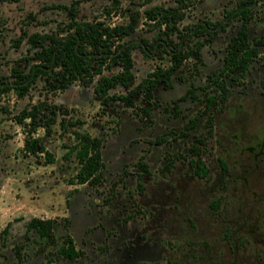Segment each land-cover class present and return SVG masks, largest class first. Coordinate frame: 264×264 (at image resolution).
<instances>
[{"label": "rangeland", "instance_id": "374dc122", "mask_svg": "<svg viewBox=\"0 0 264 264\" xmlns=\"http://www.w3.org/2000/svg\"><path fill=\"white\" fill-rule=\"evenodd\" d=\"M73 1L1 0L0 76H8L12 67L28 69L30 63L24 59L32 52L23 33H65L66 12L55 5ZM77 1L79 20L117 24L127 21L131 11H139L135 32L123 42L151 38L156 32L151 23H144L142 13L159 1ZM237 1L202 0L188 9L181 27L205 18L223 20V11ZM239 27L234 20L202 48L199 57L186 60L173 77V88H156L158 106L152 108L151 120L142 108L152 107L154 101L137 96L134 107L120 102L101 105L92 86L79 83L48 92L38 81L23 98L13 92L1 96L0 264H19L18 259L22 264H264V45L245 78L229 87L227 102L216 109L205 106L207 74L221 66L226 43ZM263 33L264 2L254 6L248 23L250 40ZM133 59L137 81L163 63L138 49ZM236 77L232 74L227 82ZM189 87L196 89L198 99L180 102L182 114L177 118L173 99ZM42 100L61 106L66 117L80 121L65 131L57 122L44 137L45 147L55 157L52 164L24 154L25 133L13 117ZM195 117L197 124L187 131L186 124ZM72 129L102 140L105 168L97 186L75 181L78 163L75 153L67 154L76 141ZM180 131L189 136L175 140ZM34 135L42 137L44 130ZM160 135L168 141L157 145ZM198 138L204 141L199 149L209 167L203 180L191 178L187 171V159L195 158L189 147ZM176 154L184 156L174 168L161 170L165 159L174 161ZM40 159L43 162L42 154ZM140 161L148 167L142 178ZM34 217L55 221V243L27 229ZM65 235L82 252L74 261L57 252Z\"/></svg>", "mask_w": 264, "mask_h": 264}, {"label": "trees", "instance_id": "16d2710c", "mask_svg": "<svg viewBox=\"0 0 264 264\" xmlns=\"http://www.w3.org/2000/svg\"><path fill=\"white\" fill-rule=\"evenodd\" d=\"M153 1L159 3L145 8L142 14L144 23H151L156 32L151 38L142 37L136 42H123V39L135 32L141 18L139 11H131L125 22L108 24L102 20H79L77 0L69 5H55V8L66 12L68 21L65 33H23L32 52L24 60L30 65L27 70L12 67L8 76H0V97L13 92L16 97L23 98L38 81L48 92H62L72 84L79 83L85 87L92 86L94 98L101 105L120 102L125 107H134L137 96L146 102L154 101L152 107L142 108L145 116L151 120L152 108L158 106L155 101L156 88L162 86L165 90L171 89L173 77L184 62L199 57L204 46L211 45L219 33L237 20L240 27L226 43L224 65L216 75L213 73L214 76L208 78L206 85L209 93L205 106L215 109L219 102L226 99L225 78L238 68L247 70L258 54L259 46L264 45V35L250 40L247 31L254 6L262 4L264 0H238L235 7L223 11V20L205 18L183 27L181 23L188 9L202 0H143L144 4ZM137 49L143 56L163 62L140 81H137L134 73L133 52ZM61 109V106L42 100L29 104L13 116L25 133L24 154L34 155L38 163L55 162L54 155L45 147L44 137L50 136L57 122L63 131L80 124V121L66 117L67 111ZM38 129L44 130L42 137L34 135ZM72 133L76 141L68 147L67 154L75 153L78 163L75 181L93 187L101 184L105 168L102 140L76 129H72ZM195 151L198 154V148ZM40 154L43 155V162ZM137 165L148 172L143 161ZM195 165L198 176L204 177L208 173L200 159ZM213 207H218L217 201ZM32 228L41 238L56 242L53 219L34 217L27 223V229ZM57 252L69 259H75L80 254L70 235L63 237Z\"/></svg>", "mask_w": 264, "mask_h": 264}, {"label": "flooded vegetation", "instance_id": "af4514ba", "mask_svg": "<svg viewBox=\"0 0 264 264\" xmlns=\"http://www.w3.org/2000/svg\"><path fill=\"white\" fill-rule=\"evenodd\" d=\"M248 31V30H247ZM235 34V33H234ZM233 34V35H234ZM262 35H264V33L263 34H261L260 36H258L257 38H259V37H261ZM255 38V37H254ZM259 53V52H258ZM257 56H258V54L252 59V61H251V63H250V65L248 66V68H247V70H241V68H238L235 72H233L232 74H237V77L235 78V79H232L231 81H230V83H228L227 82V79L232 75H230V76H228V77H226L225 79H226V82H227V87H226V99H225V101H222V102H219L218 103V105L215 107V109L216 108H218V107H222L226 102H227V100H228V91H229V87L230 86H232V85H234L235 83H239V82H241V79H243V78H245V76H246V74L248 73V70H249V68L251 67V65H252V63L255 61V59L257 58ZM225 57H226V52H225V55H224V57H223V60H222V64H221V66L219 67V68H217V69H214V70H211L208 74H207V84H208V78L209 77H212V76H214V75H216L218 72V70H220L222 67H223V65H224V60H225ZM179 71V70H178ZM177 71V72H178ZM214 73V75H212ZM172 88H173V86H172ZM194 88V87H193ZM203 88V87H202ZM196 100V99H198V95H197V93H196V89L194 90V89H192V87H189L186 91H185V93L184 94H182V95H180V96H178V97H176L175 99H173V103H174V113H175V115H176V117L178 118V117H180L181 116V114H182V111H181V107H180V102H183V101H187V100ZM214 109V108H213ZM197 117H195V118H193V119H189V121H188V123L186 124V130L187 131H190V130H192L193 128H194V126L197 124ZM211 132V130H209L208 131V133H210ZM187 136H189V133H185V131H180V132H178L177 134H175V137L176 138H174L175 140H177V139H180V138H184V137H187ZM157 140H159V141H161V142H157V145H162V144H164L165 142H167L168 141V139H167V137L166 136H161L160 135V137H157L156 139H155V141H157ZM204 144V141L202 140V139H200V138H198V139H196V141L192 144V145H190V147H189V152H190V154H192L193 156H195V158L194 159H192V158H188L187 159V164H188V172H189V174H188V176H192L191 178H196V179H198V180H203V179H205L206 177H207V174L209 173V167H208V165H206L205 164V162L203 161V159L201 158V153H202V149L200 150L199 148H200V145H203ZM196 148H198V154H196ZM182 156H184V155H181V154H176V155H173V159H174V161H168L167 159H165L166 161V164H164V166L163 167H161V170H164V169H170L171 167L172 168H174V165H175V162L177 161V160H180L181 158H182ZM198 159H200V161H201V163H203L204 164V166H205V168L206 169H208V173L204 176V177H200V176H198L197 174H196V172H195V169H196V165H195V162L198 160ZM170 163H173V166H170ZM220 164L222 165L221 166V168L222 169H225V165H224V163L222 162V161H220ZM148 169V168H147ZM143 172V173H142ZM148 172H145L144 170L143 171H141V174L139 175V177H143L145 174H147ZM140 184V183H139ZM213 207V206H212ZM214 208V207H213ZM133 217L131 216V215H129L128 217H127V220H131ZM93 222H95V221H93ZM94 226H96V224L94 225ZM95 229L93 230V233H95ZM145 247H147V245H145L144 247H143V249L145 248ZM77 249V248H76ZM78 250V249H77ZM79 252H80V254H79V256H81V254H82V252L80 251V250H78ZM16 254L19 256V251L18 250H16ZM62 256V255H61ZM78 256V257H79ZM62 257H64V256H62ZM77 257V258H78ZM77 258H75V259H77ZM64 259L66 260V261H68V262H70V261H74L75 259H69V258H67V257H64ZM19 261H18V263L19 264H22V260L21 259H18ZM139 264H146V263H143V262H140ZM147 264H157V263H155V262H151V263H147Z\"/></svg>", "mask_w": 264, "mask_h": 264}]
</instances>
